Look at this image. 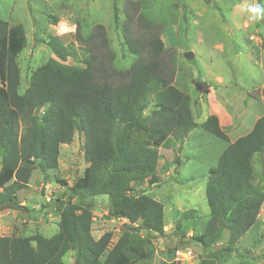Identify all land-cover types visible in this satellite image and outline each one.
<instances>
[{
    "label": "trees",
    "instance_id": "obj_1",
    "mask_svg": "<svg viewBox=\"0 0 264 264\" xmlns=\"http://www.w3.org/2000/svg\"><path fill=\"white\" fill-rule=\"evenodd\" d=\"M112 12L115 29L133 57L127 69H115L116 54L102 25L86 32L77 25L75 41L85 50L82 66L67 65L69 58L77 59L75 50L66 48L60 37L48 36L46 45L54 57L32 72L22 94L17 57L26 45L25 30L0 20V206L22 210L15 202L17 192L35 169L48 181L58 168L59 147L71 144L76 135L82 139L86 163L69 187L55 178L63 192L47 206L59 216L57 233L50 238L0 236V264H65L63 258L71 251L74 264H135L144 258L147 239L136 232L163 235L164 207L145 189L135 191L143 182L158 183V160L176 156L173 144L179 145L180 154L198 127L227 143L207 173L208 221L191 241L206 251L224 232L227 239L209 254L211 259L200 258V264L225 259L256 223L264 191L253 182L252 160L255 154L264 155V116L232 143L215 115L196 123L190 95L173 84L176 58L167 54L162 29L139 13L145 30L133 33L136 12L127 14L122 24L115 5ZM174 162L179 167L178 154ZM100 195L108 197V219L127 221L110 247V232L97 240L91 234L94 198ZM194 213L181 212L175 230H182ZM137 223L138 228L133 226Z\"/></svg>",
    "mask_w": 264,
    "mask_h": 264
},
{
    "label": "rangeland",
    "instance_id": "obj_2",
    "mask_svg": "<svg viewBox=\"0 0 264 264\" xmlns=\"http://www.w3.org/2000/svg\"><path fill=\"white\" fill-rule=\"evenodd\" d=\"M261 0H0V20L9 26L24 27L26 45L17 57L20 69V93H24L32 72L53 58L46 45L48 36L61 38L66 48L74 49L77 59L69 58L67 65L82 66L85 50L75 41L77 25L86 32L96 24L105 30L111 49L116 54L115 69H127L133 57L122 44L120 32L113 24V6L117 8L119 23L125 22L127 14L137 12L131 23L133 33H144V20L137 15L145 14L161 28L162 40L168 56L176 58L173 84L191 97L194 120L200 123L210 114L212 104L223 113L234 115L243 111L246 117L254 118L264 112L263 102H253L251 97L264 95V18L250 21V13L242 11L247 5ZM185 53H192L187 60ZM213 89H212V88ZM201 89V90H200ZM200 90V91H199ZM199 91V93H198ZM200 94V95H199ZM203 105L200 106V101ZM38 115L41 114L39 110ZM241 131H244L241 130ZM232 143L237 139L233 128L224 131ZM242 133V132H241ZM225 143L197 128L186 139L182 151L173 144V154L180 158V166L174 162L176 156L165 162H157L156 175L159 184L149 186L143 182L135 191L145 189L147 195L164 206V234L146 235L145 257L135 264H158L161 261L178 264H200L211 259L209 254L219 251L226 242L224 232L220 242L209 250H202L191 241V235L205 228L209 210L205 198L208 168L217 163L216 155ZM82 151V139L75 136L69 145L59 147L58 168L50 172L48 181L35 169L24 189L16 194L15 202L23 207L17 211L9 205L0 206V236L29 237L40 235L50 238L58 231L59 216L48 207L50 200L63 192L55 178L64 180L68 187L83 174L86 167ZM216 159V160H215ZM263 154H255L253 182L264 191ZM213 163V164H210ZM213 167V166H212ZM177 169V172H176ZM155 188V189H154ZM2 192V188H0ZM142 192V191H141ZM91 234L95 240L104 233L112 234L109 247L123 231L124 219H108L106 216L108 197L94 198ZM8 207L9 209H5ZM194 210V219L186 221L182 230H175L181 212ZM176 212V213H175ZM138 228V223L133 225ZM191 251V257L181 255L176 260V251ZM104 257V256H103ZM103 259V258H102ZM63 261L75 263V253L68 252ZM217 264H264V201L254 226L236 243L232 253L225 259H215Z\"/></svg>",
    "mask_w": 264,
    "mask_h": 264
},
{
    "label": "crops",
    "instance_id": "obj_3",
    "mask_svg": "<svg viewBox=\"0 0 264 264\" xmlns=\"http://www.w3.org/2000/svg\"><path fill=\"white\" fill-rule=\"evenodd\" d=\"M177 79L178 78H175V82L177 81ZM212 88V87H211ZM213 89V88H212ZM182 90V89H181ZM201 90V89H200ZM199 90V91H200ZM199 91H198V93H199ZM200 95V94H199ZM251 100L253 101V102H250L249 103V105H250V107H252L254 104V102L255 101H259V103H261V102H263V104H264V95L263 94H260L259 96H256V97H251ZM199 101H200V106H198V107H201V105H203L202 103H201V99L199 98ZM191 104H192V102H191ZM211 107V109H209L208 111H210V114L209 115H215L217 118H218V120H219V123H220V125H221V127L223 128V130L225 131V128H233V132L235 133V134H240V135H237V139L239 138V137H241V136H244V135H246L247 133H249L250 132V130L252 129V127H253V125H254V123H255V121L257 120V119H259L261 116H264V112L263 113H261V115H257L256 117H254V118H248V117H246V115L244 114V112L243 111H239V110H236V112H235V114L234 115H232L231 116V114L229 115V114H227V113H223L222 112V110H221V108L217 105H214V104H212V106H210ZM208 115V116H209ZM207 118V117H206ZM204 121V120H203ZM202 122V121H201ZM200 122V123H201ZM200 123H198V124H200ZM199 128V127H198ZM197 129V128H196ZM195 129V130H196ZM244 129V131H241V130H243ZM194 130V131H195ZM194 131H192L189 135H188V137L194 132ZM242 132V133H241ZM228 136V135H227ZM188 137H187V139H188ZM223 142V141H222ZM230 142V141H229ZM225 143V142H224ZM231 143V142H230ZM227 146V143H225V146L223 145L222 146V148H220L219 150L220 151H218V153H217V155H216V158H217V156L219 157V155L221 154V152L225 149V147ZM182 151V150H181ZM181 153V152H180ZM216 160V159H215ZM218 160V159H217ZM164 161L165 162H168V161H170V160H165L164 159ZM181 161V160H180ZM180 164H181V162H180ZM210 164H213V163H210ZM216 165V164H215ZM215 165H211L208 169H210L212 166L214 167ZM180 166V165H179ZM179 167H177V169H178ZM177 169H176V172H177ZM158 176V175H157ZM157 184H159V181H158V183ZM155 189V188H154ZM157 201V200H156ZM164 207V206H163ZM176 213V212H175ZM105 214H107V212L105 213ZM193 216H195L194 214H193Z\"/></svg>",
    "mask_w": 264,
    "mask_h": 264
},
{
    "label": "clouds",
    "instance_id": "obj_4",
    "mask_svg": "<svg viewBox=\"0 0 264 264\" xmlns=\"http://www.w3.org/2000/svg\"><path fill=\"white\" fill-rule=\"evenodd\" d=\"M242 11L250 13L248 16L250 21H258L264 18V0H261L258 4L247 5Z\"/></svg>",
    "mask_w": 264,
    "mask_h": 264
},
{
    "label": "built area",
    "instance_id": "obj_5",
    "mask_svg": "<svg viewBox=\"0 0 264 264\" xmlns=\"http://www.w3.org/2000/svg\"><path fill=\"white\" fill-rule=\"evenodd\" d=\"M175 255H176L175 256L176 260H178L181 255H186L187 257H191V251L190 250H185V251L178 250L175 252Z\"/></svg>",
    "mask_w": 264,
    "mask_h": 264
},
{
    "label": "water",
    "instance_id": "obj_6",
    "mask_svg": "<svg viewBox=\"0 0 264 264\" xmlns=\"http://www.w3.org/2000/svg\"><path fill=\"white\" fill-rule=\"evenodd\" d=\"M184 58L187 59V60H190V59L193 58V55H192V53H185L184 54Z\"/></svg>",
    "mask_w": 264,
    "mask_h": 264
}]
</instances>
